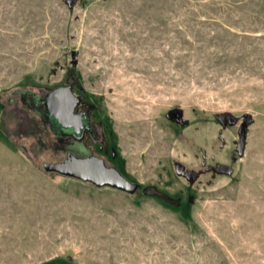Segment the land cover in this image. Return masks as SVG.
<instances>
[{
  "label": "rangeland",
  "instance_id": "374dc122",
  "mask_svg": "<svg viewBox=\"0 0 264 264\" xmlns=\"http://www.w3.org/2000/svg\"><path fill=\"white\" fill-rule=\"evenodd\" d=\"M69 84L100 136L33 98ZM54 263L264 264V0H0V264Z\"/></svg>",
  "mask_w": 264,
  "mask_h": 264
},
{
  "label": "water",
  "instance_id": "95a60500",
  "mask_svg": "<svg viewBox=\"0 0 264 264\" xmlns=\"http://www.w3.org/2000/svg\"><path fill=\"white\" fill-rule=\"evenodd\" d=\"M46 115L52 119L58 128L71 129L75 135L83 128L80 116L73 114L76 106V97L69 87H57L46 94L43 101ZM171 114L180 118L181 113L173 110ZM47 172H55L62 176L88 182L96 187H110L128 194H134L139 189V184L131 183L120 172L112 167H106L103 160L89 156L77 158L67 153L61 163L44 165Z\"/></svg>",
  "mask_w": 264,
  "mask_h": 264
},
{
  "label": "flooded vegetation",
  "instance_id": "af4514ba",
  "mask_svg": "<svg viewBox=\"0 0 264 264\" xmlns=\"http://www.w3.org/2000/svg\"><path fill=\"white\" fill-rule=\"evenodd\" d=\"M60 87H69L71 89V92L73 93V91H72L73 87L70 84L69 85H63ZM49 92H47V93H49ZM74 96L76 97V106L74 108L73 114L76 116H80L82 119L83 128H82L81 132L79 134L75 135L71 129H67V130L60 129L57 127L56 123L52 119H49L46 115L47 119L49 120L51 129L57 133H58V131H60V132H63L64 134L68 135L71 138L73 143H75V142L77 143L81 139H85V138L89 139V137H91V138L98 137L99 133H98V131H96L97 124H96V119H95L94 106H92L91 104H87V103L83 102L80 99V97H77L76 95H74ZM33 98L35 99L36 102L43 105L44 96L43 97H33ZM43 107H44V105H43ZM171 116H172V114H171ZM172 117L177 122L181 121L180 118H175L174 116H172ZM169 118H170V116H169ZM105 135H106L105 132L101 131V136L103 138L105 137ZM102 142H103V145L102 144L99 145V151L101 154L103 152V150H102L103 147L106 146V143H107V142H105V139H103ZM108 150H109V148H108ZM112 154L114 155V153H112ZM89 156H95V155L89 153V154H86L84 157H77V158H85V157H89ZM95 157H97V156H95ZM97 158L101 159L100 157H97ZM101 160H103V159H101ZM103 162H104V165L106 167H112V166H108L104 160H103ZM112 168H114V167H112ZM139 189H140V186H139Z\"/></svg>",
  "mask_w": 264,
  "mask_h": 264
},
{
  "label": "trees",
  "instance_id": "16d2710c",
  "mask_svg": "<svg viewBox=\"0 0 264 264\" xmlns=\"http://www.w3.org/2000/svg\"><path fill=\"white\" fill-rule=\"evenodd\" d=\"M55 132V131H54ZM65 177H67V176H65ZM54 264H57V263H54Z\"/></svg>",
  "mask_w": 264,
  "mask_h": 264
}]
</instances>
